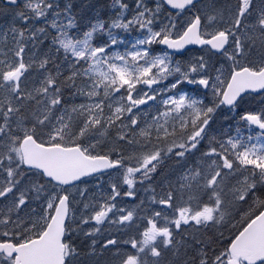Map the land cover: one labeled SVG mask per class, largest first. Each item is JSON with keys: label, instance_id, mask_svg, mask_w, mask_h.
Returning a JSON list of instances; mask_svg holds the SVG:
<instances>
[{"label": "snow or ice", "instance_id": "6c2138e0", "mask_svg": "<svg viewBox=\"0 0 264 264\" xmlns=\"http://www.w3.org/2000/svg\"><path fill=\"white\" fill-rule=\"evenodd\" d=\"M134 5L0 0V264H264V0Z\"/></svg>", "mask_w": 264, "mask_h": 264}, {"label": "trees", "instance_id": "16d2710c", "mask_svg": "<svg viewBox=\"0 0 264 264\" xmlns=\"http://www.w3.org/2000/svg\"><path fill=\"white\" fill-rule=\"evenodd\" d=\"M77 4H79L80 0H75ZM94 2L105 5V9L101 12V18L102 19H108L109 15H114L115 12L110 10L107 6L112 4V0H94ZM125 2L129 3L130 8H134V0H125ZM118 10V9H117ZM7 26V21L3 18H0V30H2L4 27ZM67 95V93H66ZM225 127H227V124H225ZM172 162H168V164H171ZM191 164V163H190ZM170 167L166 166L160 176L158 177V180L164 179L165 177H168L169 179L175 180L179 174L180 170L177 169L175 172H172V170H169ZM139 196L141 198H146V194L141 190L139 193ZM127 199V198H125ZM138 201V200H137ZM139 202V201H138ZM133 202L129 201L128 207L132 206ZM109 230L114 235H118L116 229L114 227L109 226ZM170 255V254H169ZM97 259L99 260L100 264H110V262L113 260V256L111 252H105L102 256H98Z\"/></svg>", "mask_w": 264, "mask_h": 264}, {"label": "bare ground", "instance_id": "6f19581e", "mask_svg": "<svg viewBox=\"0 0 264 264\" xmlns=\"http://www.w3.org/2000/svg\"><path fill=\"white\" fill-rule=\"evenodd\" d=\"M195 159H196V157H189V163L192 162V161L195 162ZM167 166L170 167L169 170H172L175 167L172 163L171 164H167ZM132 202H133V205L131 204L132 206H134L136 203H138L137 200L132 201ZM132 206H130V207H132Z\"/></svg>", "mask_w": 264, "mask_h": 264}, {"label": "rangeland", "instance_id": "374dc122", "mask_svg": "<svg viewBox=\"0 0 264 264\" xmlns=\"http://www.w3.org/2000/svg\"><path fill=\"white\" fill-rule=\"evenodd\" d=\"M35 79L38 81L39 80V73H37L36 74V77H35ZM228 122H225V124H227ZM191 164L193 163V161L192 162H190Z\"/></svg>", "mask_w": 264, "mask_h": 264}]
</instances>
